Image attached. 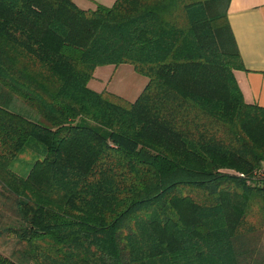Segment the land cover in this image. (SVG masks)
Wrapping results in <instances>:
<instances>
[{
  "label": "trees",
  "instance_id": "trees-1",
  "mask_svg": "<svg viewBox=\"0 0 264 264\" xmlns=\"http://www.w3.org/2000/svg\"><path fill=\"white\" fill-rule=\"evenodd\" d=\"M229 2L0 0V264H264ZM122 64L134 100L89 87Z\"/></svg>",
  "mask_w": 264,
  "mask_h": 264
},
{
  "label": "crops",
  "instance_id": "crops-1",
  "mask_svg": "<svg viewBox=\"0 0 264 264\" xmlns=\"http://www.w3.org/2000/svg\"><path fill=\"white\" fill-rule=\"evenodd\" d=\"M227 17L244 66L234 70L242 96L264 107V0H230Z\"/></svg>",
  "mask_w": 264,
  "mask_h": 264
},
{
  "label": "rangeland",
  "instance_id": "rangeland-1",
  "mask_svg": "<svg viewBox=\"0 0 264 264\" xmlns=\"http://www.w3.org/2000/svg\"><path fill=\"white\" fill-rule=\"evenodd\" d=\"M81 8H90L97 2L93 0H75ZM100 3L110 5L113 0H95ZM94 78L88 83L89 87L101 91L107 89L126 99L134 100L142 90L147 78L133 71L128 64H122L117 67L100 66L95 69ZM261 240L260 252L264 253V233ZM259 258V257H258Z\"/></svg>",
  "mask_w": 264,
  "mask_h": 264
},
{
  "label": "built area",
  "instance_id": "built-area-1",
  "mask_svg": "<svg viewBox=\"0 0 264 264\" xmlns=\"http://www.w3.org/2000/svg\"><path fill=\"white\" fill-rule=\"evenodd\" d=\"M260 175L264 179V168H263V170H261Z\"/></svg>",
  "mask_w": 264,
  "mask_h": 264
}]
</instances>
